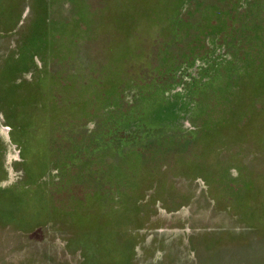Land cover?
Segmentation results:
<instances>
[{"label": "rangeland", "instance_id": "374dc122", "mask_svg": "<svg viewBox=\"0 0 264 264\" xmlns=\"http://www.w3.org/2000/svg\"><path fill=\"white\" fill-rule=\"evenodd\" d=\"M0 264H264V0H0Z\"/></svg>", "mask_w": 264, "mask_h": 264}]
</instances>
